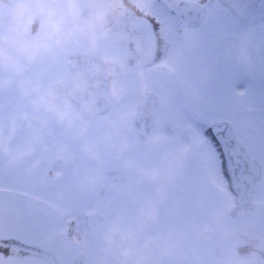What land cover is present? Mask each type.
<instances>
[{
    "label": "rangeland",
    "instance_id": "374dc122",
    "mask_svg": "<svg viewBox=\"0 0 264 264\" xmlns=\"http://www.w3.org/2000/svg\"><path fill=\"white\" fill-rule=\"evenodd\" d=\"M134 1L140 11L149 10L143 6L146 0ZM112 3L120 5H110L114 16L103 10L104 0H0V217L15 226L21 223V230L31 235L45 227L60 230L62 221L67 222L68 230L62 224V232L72 239L52 264H73L81 249L90 256L86 264H145L150 247H160L171 264H251V243L254 252H264V180L254 192V208L238 209L228 201L229 191L188 188L177 177L167 181L165 175H148L141 159L146 154L135 147L139 137L131 124L134 112L116 108L106 116L83 115L49 93L57 82L70 80L68 63L82 52L118 61L131 73L123 94L151 85L166 97L150 81L159 77L149 66L156 40L148 20L119 21L125 3ZM208 8L215 16L207 20L202 49L222 46L219 51L229 52L222 58L224 66L234 58L230 52L239 49L237 41H248L253 52L239 53L232 70L221 78L225 68L222 63L216 66V74L207 72L210 79L200 85L196 74L187 76L191 60L183 59L175 72L186 92L183 99L194 104L197 88L204 87L205 101L198 97L196 103L205 106L193 114L203 116L207 126L236 117L264 123V27L249 29L248 36L231 31L227 24L239 22L237 17L219 2ZM111 19L119 33L104 30ZM166 22L175 21L169 15ZM192 35L194 39V33L188 39ZM132 46H140L139 58L129 51ZM166 84L172 91L174 81ZM185 116L163 110L159 118L188 129L194 126L193 135H201L198 125L185 124ZM161 141L171 145L167 136ZM123 144L128 147L123 149ZM252 151L264 160V144ZM138 168V183L146 188L122 181L120 172L133 174ZM111 171L119 174L108 175ZM21 218H28L30 228ZM177 218L183 228L173 227ZM253 263L264 264L259 259Z\"/></svg>",
    "mask_w": 264,
    "mask_h": 264
},
{
    "label": "flooded vegetation",
    "instance_id": "af4514ba",
    "mask_svg": "<svg viewBox=\"0 0 264 264\" xmlns=\"http://www.w3.org/2000/svg\"><path fill=\"white\" fill-rule=\"evenodd\" d=\"M104 1L106 4L103 10L111 15L114 10L111 12L109 9L110 5L115 8L118 3L111 4V0ZM126 1L127 0H123L125 7L122 8V14L119 16V21H133L136 18L142 19L144 16L148 20V28L152 31V38L156 40V42L153 40L155 49L150 59L149 66L158 71L157 75L159 77V79L156 80L155 78L153 79V77H155L153 76L150 78V81L153 83L152 85H158L161 87L160 89L163 90H161V92L166 93V97L163 94L162 97L161 94L155 88H152L151 85H144L142 88H129L130 92L123 94L122 89L124 80L131 73H127L125 67L118 63V61L105 60L90 54L99 60L116 64L121 69V78L118 85L117 96L107 112L101 116H106L110 113L113 114V111L116 108L134 112L131 124L135 128L139 137V140L137 141L138 145L135 147L146 154L144 157L141 156V159L142 162L149 167V170H147L148 175H158L159 178L165 175L167 181H174L173 178L177 177L181 183L180 185L188 188L194 187L195 189H200V186H202L203 189L207 191L211 190L213 192H219V194L221 193V190L226 192L229 191L230 195L228 201L231 200L234 206L237 207V199L239 196L243 195V193L237 194L236 189H238L241 184H247L249 182L248 175L247 173H244L241 177H235L234 183L230 180L226 172L225 155L221 143L212 132L215 125L223 122L229 123L232 127L235 138L243 145L249 159L255 161L256 168L260 171L259 179L252 182L251 187L246 193L253 206H255L257 203H255L254 192L257 190L259 183H262L264 180V160L263 158L258 157L255 152H251V150L254 149V146L258 149L259 145L264 144V123H253L251 119H239L236 117L234 121L223 119L216 121V123H213L210 126L205 125L206 123L203 116H199L196 113L193 114L195 111H201L205 106L204 104L196 103L198 97L201 98V101H205L206 94L204 87L199 86L197 88L198 96L193 99L194 104H190L189 101L187 102L183 99L184 96H186V92L183 91L184 88H181L179 85V77L176 76L175 72H178V68H181L183 59H190L191 61H187V76L192 77L196 74L198 85H200L201 80L204 81L210 79V76H207L206 74L207 72L216 74L215 67L220 65L222 63V58L226 56L227 50H225V53L224 51H219V48L222 46H213L214 49L212 48L209 51L202 49L203 47H206L205 45L207 43L205 33L207 30L206 27L210 26V22L207 23V20L215 16V13L211 12V8H208L209 6H213L217 2L221 3L224 8L229 10L231 14L236 16L239 20V22L234 25L227 24L231 26L229 29H231V31L241 30V32L248 36L249 29L254 30L257 29L255 27H264V0H182L200 6L201 14L200 23L198 24L182 22L177 13L173 10L172 4L174 0H146L147 2L143 4V6L149 10L144 9L141 11L134 0H130L128 3H126ZM138 3L141 4V2ZM89 7L91 9V14L93 11V2L92 4L90 3ZM166 7L168 8V11L165 10ZM116 8H120V5ZM251 14L256 18L251 19V17L248 16ZM142 15L143 17H141ZM169 15L174 18V23L171 22V24H169L166 22V18ZM111 16L114 15L112 14ZM219 17L222 19L223 16L219 14ZM113 20L114 19H111L107 26H105L104 30L107 34H110V31L114 34L121 31L119 26H114L112 23ZM224 21L227 20L224 19ZM138 27L144 28L145 26L139 25ZM170 27L171 30H169ZM134 31H137V27H135ZM189 33H194L195 38L193 39L192 35V37L188 39ZM170 39L173 40L174 46H171ZM237 42L239 45L237 44L236 47L239 49L235 50L234 48V51L230 52L231 56L234 58H232L225 66L223 63L221 64L225 70L220 73V78L225 73L232 70V67L237 63L236 58L239 53L245 54L253 52V50L250 49L251 45H248V41ZM120 43L125 45V41H120ZM129 51L133 53L135 57L139 58V56H141L140 46H132ZM231 56L227 55V57ZM193 78L196 79L195 77ZM169 79L173 80L175 83L172 85V91L168 90L166 84V81ZM145 80L146 78H143V81ZM154 82L156 84H154ZM237 82L238 81L235 83ZM190 95H195V93H190ZM65 106H67L69 110L74 109L68 104ZM138 110L143 111L139 116ZM163 110L183 113L186 115L185 124L190 123L189 125H198V127L202 129L201 135H193V133H195L194 126L188 129L184 126L174 124L175 122L161 120L159 116ZM74 111L76 112L75 109ZM165 136L169 137L171 145H166L161 141ZM172 146L174 147V150L172 149ZM123 147V149H125L128 146L127 144H123ZM129 167H137V165L131 164ZM165 169H167V171H165ZM132 171L133 174H127L124 171H122V173L120 172L123 179L122 181L125 182V184L129 183V180L132 183L135 182V188L145 187L142 183H138L140 181V168L133 169ZM110 173L112 174L108 175L119 174L115 171H111ZM171 178L173 180H171ZM197 181H201L202 183H198ZM137 183L139 184L138 186ZM154 185H157V183ZM2 214L6 215L7 213L2 211ZM98 218L102 219L101 216ZM21 219L23 220V224H27V228H30L28 218ZM177 220L176 223L173 222V227L174 224H179L183 228L180 220L178 218ZM116 221L117 220L114 222ZM13 223V220H4L0 217V264H52L51 261H56L57 263V258L56 260L52 259H54L56 254L61 253L62 249H65L70 243L68 240L72 239L69 235L66 236L67 233L65 235V232H62L63 226L68 230L67 222L62 221L61 225L63 224V226L60 225V230L53 227V231L50 232L47 231L48 228L45 227L46 230L44 232L32 235L29 233V230H21L23 229L22 226H20L21 223L20 225L16 224V226ZM250 245L251 246L248 250L252 252L249 256L252 259L251 264H254L253 262H256V259L264 262V252L262 250L260 253L254 252L253 244L251 243ZM259 245L261 246L260 243ZM81 250V252L72 257L73 264L91 263L90 256L86 254V251H83L84 249ZM150 250L152 255L150 253L148 254V258L146 259L147 263L145 264H171L168 256L165 255L164 257L161 254L162 249L160 247H150ZM233 251L236 255V249ZM218 254L216 255V258L218 257ZM31 259L34 261L30 262ZM36 260L41 263L36 262Z\"/></svg>",
    "mask_w": 264,
    "mask_h": 264
},
{
    "label": "water",
    "instance_id": "95a60500",
    "mask_svg": "<svg viewBox=\"0 0 264 264\" xmlns=\"http://www.w3.org/2000/svg\"><path fill=\"white\" fill-rule=\"evenodd\" d=\"M173 10L184 23H200V6L182 0H174ZM71 81H61L52 86L49 93L60 98L64 103L73 106L80 114H104L117 96L118 85L121 78V69L113 63L96 59L92 55L77 53L69 63ZM154 112V111H153ZM143 111L138 110V116ZM221 143L226 163V171L234 183L235 177L248 175L249 182L241 184L236 189L237 194L243 193L237 199L239 208L253 206L246 193L260 177L255 161L249 159L243 145L235 138L229 123L217 124L213 129Z\"/></svg>",
    "mask_w": 264,
    "mask_h": 264
}]
</instances>
